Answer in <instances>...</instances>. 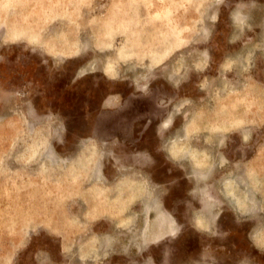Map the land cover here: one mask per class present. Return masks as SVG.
I'll use <instances>...</instances> for the list:
<instances>
[{
  "label": "rangeland",
  "instance_id": "obj_1",
  "mask_svg": "<svg viewBox=\"0 0 264 264\" xmlns=\"http://www.w3.org/2000/svg\"><path fill=\"white\" fill-rule=\"evenodd\" d=\"M262 147L264 0H0V264H264Z\"/></svg>",
  "mask_w": 264,
  "mask_h": 264
},
{
  "label": "crops",
  "instance_id": "obj_2",
  "mask_svg": "<svg viewBox=\"0 0 264 264\" xmlns=\"http://www.w3.org/2000/svg\"><path fill=\"white\" fill-rule=\"evenodd\" d=\"M247 167H248V170L250 171L251 176H250V180L246 184V190H247L246 194L248 196H250L251 198H254L255 196L252 194H255L254 190H257L256 199L259 200V198L261 196V195L259 196V193L261 192V190L263 191V194H264V147L257 149L254 154L249 156ZM246 202L247 203L245 206H249L250 205L249 203H251V204L253 203L250 200H248ZM245 206L242 205V208ZM159 208H161V207H159ZM244 209H246V207ZM247 210H249V208ZM252 211H255V210L252 209L251 212ZM145 216H146V213H145ZM246 234L248 235V231L243 230V229H237V230H231V231L228 230V245L231 242V238L233 239V236H236L238 238L240 237V242H242V243L240 245H237L236 250L240 249V250L244 251V249L248 248V245H247L248 237H246L247 236ZM258 242H260V244L259 243L256 244L257 242H255L252 239V242L250 241V243H251L250 245H252V247L258 249V250H256L257 251L256 254L259 256V254L262 255V253H264V246H263L264 243L259 241V240H258ZM261 243L263 245H261ZM237 252H241V251H237ZM257 259H256V261H258Z\"/></svg>",
  "mask_w": 264,
  "mask_h": 264
}]
</instances>
